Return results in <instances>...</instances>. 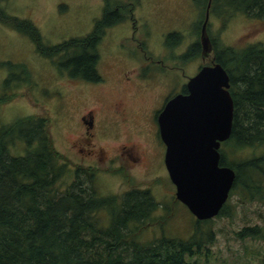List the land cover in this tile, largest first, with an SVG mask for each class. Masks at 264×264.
Instances as JSON below:
<instances>
[{"label": "rangeland", "instance_id": "obj_1", "mask_svg": "<svg viewBox=\"0 0 264 264\" xmlns=\"http://www.w3.org/2000/svg\"><path fill=\"white\" fill-rule=\"evenodd\" d=\"M201 1L203 3L196 0H124L137 4L134 14L140 30L146 32L143 36L151 42L150 54L155 57L160 55L162 32H177L171 42H177L180 35L183 46L199 40L207 5V0ZM104 8L103 0L0 1V10L6 14L32 21L40 30L45 46L87 36ZM131 30L132 23L127 21L109 30L100 42L98 69L107 83L102 86L71 77L67 67L62 65L64 57H45L30 37L0 19V96L8 97L0 104V125L29 116L48 117L53 146L70 162L67 173L57 183L59 188L64 189L75 180L76 166L81 165L97 169L94 185L99 195H122L134 187L149 189L159 206L146 222L152 224L138 231V241L146 243L162 236L187 239L194 232L197 219L176 198V187L165 165L162 141L152 135L148 124L137 127L128 121L117 126L109 120L113 115L109 108L112 99L119 96L116 78L124 67L135 66L120 60L118 51L119 44L130 42L131 39L123 40V37L130 35ZM209 33L218 49L229 46L242 49L249 44L264 43V21L243 13L231 16L213 13ZM125 52L129 57L127 50ZM178 52H175V61L178 60L175 64L180 67L178 72H167L163 80L156 78L146 92L133 89L125 94L132 110L141 109L149 97H152L150 101L160 97L168 90V81L181 86L185 84L184 73L190 75L196 71L197 59H191L194 63L188 65V60L178 58ZM137 61L140 60L132 59L133 63ZM135 72L136 69H132L128 74ZM104 103L106 106L95 118L96 135L91 136L86 133L81 116ZM156 114L155 111L149 113L151 123ZM224 149L230 163L264 155V146L243 151L229 146ZM26 152L27 146L22 140H16L9 147L13 156ZM263 200L248 199L239 192L232 194L227 201V215L216 216L203 226L204 230L213 231L214 239L208 244V256L198 257V264H258L262 256L257 252H264V240H243L236 232L246 226L264 224ZM100 217L102 223L109 225L112 214L105 210Z\"/></svg>", "mask_w": 264, "mask_h": 264}, {"label": "trees", "instance_id": "obj_2", "mask_svg": "<svg viewBox=\"0 0 264 264\" xmlns=\"http://www.w3.org/2000/svg\"><path fill=\"white\" fill-rule=\"evenodd\" d=\"M211 12L243 13L264 21V0H212ZM105 17L87 36L45 46L32 21L0 10V19L30 37L38 52L51 59L64 57L62 65L71 77L90 83L102 79L97 46L100 29L108 25ZM215 55L230 75L234 100L232 133L224 147L243 151L264 146V43L224 47ZM7 98L0 96V104ZM48 127L44 116L0 125V264H198V257L208 256L214 233L203 226L213 218L197 220L187 239L162 236L140 243L138 231L152 224L146 222L159 206L149 189L99 195L94 185L97 169L81 165L76 166L75 180L59 188L70 162L54 148ZM16 140L26 144L24 155L9 153ZM224 147L221 165L236 172L230 196L239 192L248 199H264V155L230 163ZM228 207L226 202L217 216L227 215ZM105 210L112 214L109 225L100 217ZM236 236L264 240V224L246 226ZM258 254V264H264V252Z\"/></svg>", "mask_w": 264, "mask_h": 264}, {"label": "water", "instance_id": "obj_3", "mask_svg": "<svg viewBox=\"0 0 264 264\" xmlns=\"http://www.w3.org/2000/svg\"><path fill=\"white\" fill-rule=\"evenodd\" d=\"M209 1L201 40L211 52L207 26ZM230 75L219 62L205 65L187 83L188 94H178L159 117L166 144L165 165L176 187V198L197 220L216 217L226 204L236 179L235 170L221 165V143L231 137L234 100Z\"/></svg>", "mask_w": 264, "mask_h": 264}, {"label": "flooded vegetation", "instance_id": "obj_4", "mask_svg": "<svg viewBox=\"0 0 264 264\" xmlns=\"http://www.w3.org/2000/svg\"><path fill=\"white\" fill-rule=\"evenodd\" d=\"M195 1V0H194ZM210 1V0H209ZM104 3V11L102 13V16L95 21V25L93 30L89 33H93L95 31L97 23L102 20L105 15L107 16V24L105 27L100 29V36H99V42L102 41L104 36L108 33L109 30L118 28L122 26L127 21H131L132 23V30L130 35L123 37V40L125 39H131L128 43H121L119 44L118 51L121 54L119 59L123 61L126 60V62L129 63V65H135L134 67H124L122 71L119 73L118 77L116 78V85L115 88H119V96L114 100L109 108L111 112H113L112 117H109V120L111 123L116 124L117 126H120L122 123L132 122L135 123V125L138 127L144 126L145 124H148V128L152 131V135L156 137H159L162 141V145L165 148L166 153V144L161 138L160 134V123H159V117L161 115V112L165 108L166 104L175 96L178 94H188V88L187 83L195 76L203 66L205 65H212L216 63V50L218 49L215 45L214 41H212L210 33H209V23L207 26V31L210 38V46H211V52L209 54L204 53V46L202 44L201 35H202V28L203 23L206 17V11L208 4L205 8V17L204 20L201 23V29H200V37L197 42H194L193 44H187V46H183L182 42L180 41L182 39V36H179L180 39H178L177 42L172 43L170 41V35L177 32H167L164 34V32L161 33L159 38V45L161 47L160 55L157 57L152 56L150 53L151 47H149V44L151 43L149 39H146L143 36L142 30H140V27L138 25L137 18L134 14L137 4L135 2H127L125 3L124 0H103ZM212 5V3H211ZM109 7V9H108ZM211 8H210V18L212 16ZM210 21V19H209ZM88 34V35H89ZM137 34H140L141 36H137ZM148 34V33H147ZM146 34V35H147ZM144 37V38H143ZM145 40L147 42H145ZM128 41V40H127ZM183 41V40H182ZM179 42V43H178ZM178 43V44H177ZM126 45V49H124ZM97 46V51H98ZM127 50L129 57L127 53L125 52ZM178 52V58L184 59L185 61L188 60L187 64L194 63L191 59H197L196 65V71L192 74H185V84L175 85L170 83L169 81L166 83V86L168 90L164 92L160 97H157L156 99L151 100L152 97H149L146 99L144 106L139 110H132L130 107V103L127 102L125 94L129 91H137V92H146L147 89L151 86V84H154V80L156 78H161L162 80L165 77V74L167 72L175 71L178 72L180 67L175 64L177 63L175 52ZM164 53V56L162 54ZM99 54V52H98ZM122 58V59H121ZM133 58H137L140 61L132 62ZM100 59V55H99ZM191 60V61H190ZM200 61V62H199ZM100 62V60H99ZM98 62V64H99ZM200 64V65H199ZM132 69H136V72L134 74L129 75L128 72ZM99 70V69H98ZM100 72V71H99ZM102 76V74H101ZM90 83V82H89ZM92 83V82H91ZM102 84V86H106V78L102 76L101 81L97 82ZM99 84V85H100ZM106 89V87H105ZM103 89V91L105 90ZM133 103H135L133 101ZM105 103L90 108L86 113H84L81 116V121L86 125V133L91 134V136H95V118L98 115V113L101 112L103 109ZM106 106V105H105ZM107 109V108H106ZM155 111L156 119L150 122L149 119V113ZM108 116L109 112L107 110ZM95 127V128H94ZM94 128V131L92 130ZM92 130V131H91ZM141 132H144L141 130ZM146 140V137H145ZM154 140V137H153ZM226 142V141H225ZM221 143L220 147V153L222 157V149L224 147V143ZM132 153L131 155H133Z\"/></svg>", "mask_w": 264, "mask_h": 264}]
</instances>
